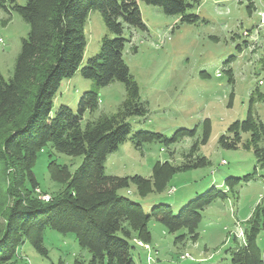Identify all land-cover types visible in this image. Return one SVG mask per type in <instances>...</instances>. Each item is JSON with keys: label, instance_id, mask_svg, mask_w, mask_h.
<instances>
[{"label": "rangeland", "instance_id": "374dc122", "mask_svg": "<svg viewBox=\"0 0 264 264\" xmlns=\"http://www.w3.org/2000/svg\"><path fill=\"white\" fill-rule=\"evenodd\" d=\"M15 2L24 5L27 0ZM140 11L147 29L125 28V36L130 40L123 57L140 87L148 113L129 119L131 134L108 155L105 173L119 179L135 174L151 178L158 160H168L178 167L198 162L199 168L176 172L161 192L152 188L141 197L133 183L119 189L139 201L146 211L153 204L165 202L175 213L211 186L223 188L225 180L231 177L241 180L234 186L235 193L217 199L201 211L196 232H170L159 218L149 221V234L139 237L133 231L132 240L139 247L134 260L136 264H235L233 253L245 244L246 228L263 219L260 210L264 209V179L254 155V149L263 146V142L252 138L251 132L240 131L234 122L249 117L250 124L264 123V97L260 96L264 92V0H200L188 11L199 16L195 22H182L179 16L166 15L159 6L143 2ZM29 29L18 13L0 10V72L6 79L14 74L22 39ZM107 33L101 13L91 10L85 23L84 64L98 52L101 38ZM93 87V82L82 77L80 71L63 79L53 111L63 103L76 111L82 94ZM97 90L99 107L90 118L116 113L126 97L124 84L114 81ZM182 129L193 132L168 145L153 141L137 148L132 139L139 130L172 137ZM205 130L209 132L208 138L204 136ZM221 136L226 142L236 143L237 148H224L219 142ZM51 159L66 164L72 172L82 162L80 156L59 153L51 145L43 147L33 170L44 201L66 192L65 184L50 177ZM255 169L256 177L243 179ZM2 174L0 171V186L5 184ZM7 204L1 189L0 226ZM256 209L260 212L257 218ZM257 243L264 255L262 230ZM44 245L47 255L25 242L18 258L9 264L89 263V251L72 232L47 227Z\"/></svg>", "mask_w": 264, "mask_h": 264}, {"label": "trees", "instance_id": "16d2710c", "mask_svg": "<svg viewBox=\"0 0 264 264\" xmlns=\"http://www.w3.org/2000/svg\"><path fill=\"white\" fill-rule=\"evenodd\" d=\"M140 2L159 6L166 15L179 16L182 22L199 19L188 11L199 5L200 0H27L24 5L15 0H0V10L18 13L30 26L22 39L13 76L6 79L0 72V171L5 178L0 191L3 189L8 200L0 226V264L17 259L25 242L47 255L44 245L47 227L72 232L89 251L88 264H136L134 256L139 247L132 240L133 231L139 237L149 234V221L159 218L170 232L182 229L186 233L196 232L201 211L217 199L235 193L234 186L241 177L227 178L223 188L211 186L181 206L177 213L165 202L153 204L146 211L139 201L119 189L133 183L141 197L152 188L161 192L176 172L199 168L201 164L178 167L168 160H158L151 178L135 174L119 179L105 173L108 155L131 134L129 119L148 113L140 87L123 57L130 40L125 36V28L147 29ZM91 10L101 13L109 33L101 38L98 52L84 64L85 23ZM77 71L91 80L94 87L82 94L76 111L63 103L54 112L62 80L72 78ZM114 81L122 82L126 89L120 108L114 114L90 118L99 107L97 89ZM260 96L264 97V92ZM249 121L246 117L234 125L263 142V146L254 149V155L264 179V123ZM192 132L182 129L168 137L156 131L139 130L132 139L137 148L153 141L168 145ZM204 136L208 138L207 130ZM219 142L224 148H237L236 143L226 142L224 136ZM46 145L70 157H82L73 172L66 164L49 161L51 179L65 184L66 192L48 201L40 198V183L33 170ZM256 173L257 169L243 179L249 181ZM257 210L256 218L260 216ZM260 211L263 219L246 228L245 244L233 253L235 264H264L263 251L257 243L258 232H264V209Z\"/></svg>", "mask_w": 264, "mask_h": 264}, {"label": "built area", "instance_id": "2783aa9c", "mask_svg": "<svg viewBox=\"0 0 264 264\" xmlns=\"http://www.w3.org/2000/svg\"><path fill=\"white\" fill-rule=\"evenodd\" d=\"M28 264H31V263H28Z\"/></svg>", "mask_w": 264, "mask_h": 264}]
</instances>
